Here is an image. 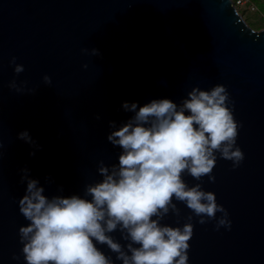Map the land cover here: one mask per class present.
<instances>
[{
	"label": "water",
	"instance_id": "obj_1",
	"mask_svg": "<svg viewBox=\"0 0 264 264\" xmlns=\"http://www.w3.org/2000/svg\"><path fill=\"white\" fill-rule=\"evenodd\" d=\"M13 56L24 65L20 73ZM13 78L19 90L9 87ZM216 83L229 92L244 158L233 167L217 155L214 179L183 173L189 185L213 190L232 222L217 228L214 218L201 223L193 213L188 259L264 264V28L251 27L233 0H0V264H26L21 168L48 195L83 194L101 179V161L118 163L121 147L107 134L110 120L119 126L133 114L122 101L179 104L193 86ZM23 129L40 145L34 155L18 136ZM175 203L179 212L170 208L161 223L188 220L192 210ZM110 234L128 242L119 227Z\"/></svg>",
	"mask_w": 264,
	"mask_h": 264
},
{
	"label": "clouds",
	"instance_id": "obj_2",
	"mask_svg": "<svg viewBox=\"0 0 264 264\" xmlns=\"http://www.w3.org/2000/svg\"><path fill=\"white\" fill-rule=\"evenodd\" d=\"M9 63L16 73L24 69L15 56ZM43 79L51 82L47 73ZM9 87L19 90L15 78ZM229 100L226 85L216 83L210 88L193 86L179 104L170 97L139 105L135 100L122 101V108L133 114L119 126L110 120L107 134L121 147L118 163L109 167L101 161V179L86 184L83 194L48 195L39 178L29 175L27 166L21 168L26 189L18 206L29 222L18 231L26 264H115L101 244L121 264H190L193 213L201 223L214 218L217 228L232 223L213 190L199 182L189 185L183 178L186 171L197 180L204 174L214 179L217 155L231 159L233 167L243 160L244 152L236 143L240 122ZM18 136L34 145L30 152L34 155L40 145L29 130ZM175 201L192 210L188 220L182 225L161 223L170 208L179 212ZM118 227L126 245L110 234Z\"/></svg>",
	"mask_w": 264,
	"mask_h": 264
},
{
	"label": "rangeland",
	"instance_id": "obj_3",
	"mask_svg": "<svg viewBox=\"0 0 264 264\" xmlns=\"http://www.w3.org/2000/svg\"><path fill=\"white\" fill-rule=\"evenodd\" d=\"M255 8L237 6L245 21L253 28H264V0H251Z\"/></svg>",
	"mask_w": 264,
	"mask_h": 264
},
{
	"label": "built area",
	"instance_id": "obj_4",
	"mask_svg": "<svg viewBox=\"0 0 264 264\" xmlns=\"http://www.w3.org/2000/svg\"><path fill=\"white\" fill-rule=\"evenodd\" d=\"M234 5L236 6H249L250 8H255L251 0H233Z\"/></svg>",
	"mask_w": 264,
	"mask_h": 264
}]
</instances>
